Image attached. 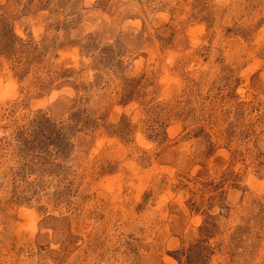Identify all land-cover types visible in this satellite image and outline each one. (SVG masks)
I'll use <instances>...</instances> for the list:
<instances>
[{
    "label": "rangeland",
    "instance_id": "rangeland-1",
    "mask_svg": "<svg viewBox=\"0 0 264 264\" xmlns=\"http://www.w3.org/2000/svg\"><path fill=\"white\" fill-rule=\"evenodd\" d=\"M0 264H264V0H0Z\"/></svg>",
    "mask_w": 264,
    "mask_h": 264
}]
</instances>
